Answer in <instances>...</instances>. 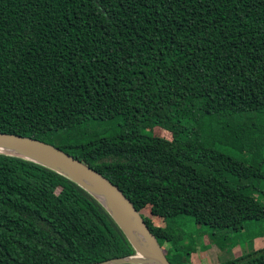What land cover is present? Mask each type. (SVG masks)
Returning a JSON list of instances; mask_svg holds the SVG:
<instances>
[{
    "label": "trees",
    "instance_id": "16d2710c",
    "mask_svg": "<svg viewBox=\"0 0 264 264\" xmlns=\"http://www.w3.org/2000/svg\"><path fill=\"white\" fill-rule=\"evenodd\" d=\"M259 111L264 0H0V133L49 144L107 179L169 264H191L194 251L177 216L212 229L218 246L264 221ZM245 112L251 124L232 123ZM133 255L74 182L0 154V264ZM217 264H264V245Z\"/></svg>",
    "mask_w": 264,
    "mask_h": 264
},
{
    "label": "water",
    "instance_id": "95a60500",
    "mask_svg": "<svg viewBox=\"0 0 264 264\" xmlns=\"http://www.w3.org/2000/svg\"><path fill=\"white\" fill-rule=\"evenodd\" d=\"M0 149L17 152L11 154L0 151L1 155L30 161L65 176L108 213L130 244L134 255L99 264H169L143 218L122 193L99 173L49 144L25 137L0 133ZM87 183L99 192L103 200L89 190Z\"/></svg>",
    "mask_w": 264,
    "mask_h": 264
},
{
    "label": "rangeland",
    "instance_id": "374dc122",
    "mask_svg": "<svg viewBox=\"0 0 264 264\" xmlns=\"http://www.w3.org/2000/svg\"><path fill=\"white\" fill-rule=\"evenodd\" d=\"M259 113V119H264V111H259ZM239 114L231 117L233 124L249 125L254 121V112ZM96 129L101 130L102 136H109L115 132L114 127L109 124H98L96 125ZM164 136L170 139L168 135ZM177 145L180 147V144ZM262 156L264 157V151L262 152ZM260 187L264 191L263 183H260ZM142 215L145 222L149 221L152 225L163 226V222L160 220H150L146 216V213ZM173 227H175L176 233L181 235L182 241L185 242L184 244L194 246V251L190 258L191 264H217L248 252L250 245L254 250L264 245V221L246 223L241 232L231 235L228 246L227 244L218 246V240L213 242L211 238L213 230L207 226L195 224L190 217L177 216L174 219ZM251 238L253 240L250 243Z\"/></svg>",
    "mask_w": 264,
    "mask_h": 264
},
{
    "label": "bare ground",
    "instance_id": "6f19581e",
    "mask_svg": "<svg viewBox=\"0 0 264 264\" xmlns=\"http://www.w3.org/2000/svg\"><path fill=\"white\" fill-rule=\"evenodd\" d=\"M1 152H6V153H11V154H17L16 151H11V150H6V149H0ZM80 180V178H78ZM82 182H84L83 180H81ZM89 190L99 199L103 200V197L99 194V192L94 189L90 184H88ZM135 259H139L138 257H135ZM144 264H148V263H144Z\"/></svg>",
    "mask_w": 264,
    "mask_h": 264
}]
</instances>
